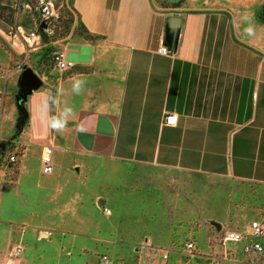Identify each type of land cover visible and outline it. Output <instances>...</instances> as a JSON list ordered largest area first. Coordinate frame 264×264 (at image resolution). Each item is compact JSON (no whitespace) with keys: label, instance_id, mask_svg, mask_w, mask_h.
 <instances>
[{"label":"crops","instance_id":"crops-1","mask_svg":"<svg viewBox=\"0 0 264 264\" xmlns=\"http://www.w3.org/2000/svg\"><path fill=\"white\" fill-rule=\"evenodd\" d=\"M253 4L185 0L164 12L153 0H72L99 38L64 45L74 72L57 81L52 108L46 88L28 96V125L67 129L75 149L100 159L264 185V23ZM169 16L182 22L175 50L162 55ZM18 72L7 71L9 84ZM167 114L177 116L174 126L163 125ZM16 118L17 110L13 129ZM208 248L201 252L215 256Z\"/></svg>","mask_w":264,"mask_h":264},{"label":"rangeland","instance_id":"rangeland-1","mask_svg":"<svg viewBox=\"0 0 264 264\" xmlns=\"http://www.w3.org/2000/svg\"><path fill=\"white\" fill-rule=\"evenodd\" d=\"M51 1L56 16L40 32V44L28 50L11 46L3 34L34 28L33 13L22 10L19 0L0 2V264H100L102 255L112 264H171L175 254L162 263L156 250L177 252L187 240L204 253L215 246L218 259L211 264H261L219 239L228 230L247 231L249 221L264 216V185L100 159L75 149L69 130L44 134L34 121L14 136L21 72L30 68L41 78L33 95L46 88L51 108L57 81L74 72H57L52 57L83 38V28L72 0ZM153 2L158 10L174 12L185 0ZM249 12L264 23V0H254ZM8 70L20 71L11 84ZM51 141L55 167L43 175L41 147ZM12 154L15 163L8 160ZM104 206L111 210L107 217ZM39 232L50 236L38 241ZM17 244L24 253L8 263Z\"/></svg>","mask_w":264,"mask_h":264},{"label":"built area","instance_id":"built-area-1","mask_svg":"<svg viewBox=\"0 0 264 264\" xmlns=\"http://www.w3.org/2000/svg\"><path fill=\"white\" fill-rule=\"evenodd\" d=\"M19 7L26 12L33 13L34 28L26 30L18 27L15 32L3 34L5 35V40H8L11 46H20L24 50L36 48L41 41L40 31L46 30L49 23L56 16L53 3L51 0H19ZM41 24L45 25L42 29L40 28ZM158 52L162 55L169 54V51L164 46H161ZM52 63L60 73L70 71L75 66L72 61L66 58L62 50L54 53ZM176 120V115L167 114L163 118V125L174 126ZM8 160L11 163H15L17 161L15 154H12ZM54 167V145L52 142H49L42 147L40 173L49 175L53 173ZM102 212L106 216L111 214V210L106 206L102 207ZM219 243L224 247L229 243L241 244V250L244 255L251 256L260 261L261 264H264V216L249 221L247 231H225L223 236L220 237ZM23 253V246L21 244L15 245L11 249L8 263L11 260L19 258ZM172 254H175V261L171 264H204L203 261H210L211 264L217 260L213 254L204 255L192 240L184 242L180 251L174 252L170 249H157L155 255L162 263H167L170 261ZM184 259L186 260L184 261ZM99 262L100 264H112L111 259L107 255L100 256Z\"/></svg>","mask_w":264,"mask_h":264},{"label":"water","instance_id":"water-1","mask_svg":"<svg viewBox=\"0 0 264 264\" xmlns=\"http://www.w3.org/2000/svg\"><path fill=\"white\" fill-rule=\"evenodd\" d=\"M181 22L182 19L179 16H169L166 19L164 44L169 53H172L176 48ZM44 27L45 25L41 24L40 28L42 29ZM18 86L19 92L15 96V102L17 108L22 110V108H24V103L28 99V96H30L32 92L38 90L42 86V80L32 69L26 68L20 74ZM216 228L219 229V225H216Z\"/></svg>","mask_w":264,"mask_h":264},{"label":"trees","instance_id":"trees-1","mask_svg":"<svg viewBox=\"0 0 264 264\" xmlns=\"http://www.w3.org/2000/svg\"><path fill=\"white\" fill-rule=\"evenodd\" d=\"M82 28H83V38L84 39L89 40L91 42H95L99 38V36L97 35L90 34L88 31H86V29L83 26ZM40 32L42 33V31ZM41 33L40 35L43 38V35ZM17 111H18V115H17L16 122H15L14 136H17L28 125V122H29V115L25 107L22 108V110L17 109Z\"/></svg>","mask_w":264,"mask_h":264},{"label":"clouds","instance_id":"clouds-1","mask_svg":"<svg viewBox=\"0 0 264 264\" xmlns=\"http://www.w3.org/2000/svg\"><path fill=\"white\" fill-rule=\"evenodd\" d=\"M77 91H79V88L77 87V89H76ZM54 127H55V125H54ZM62 127V126H61Z\"/></svg>","mask_w":264,"mask_h":264}]
</instances>
